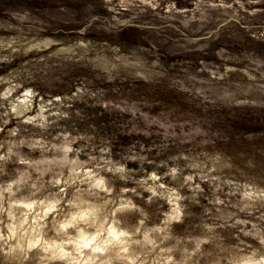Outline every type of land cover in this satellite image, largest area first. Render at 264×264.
Returning <instances> with one entry per match:
<instances>
[{
	"label": "clouds",
	"instance_id": "1",
	"mask_svg": "<svg viewBox=\"0 0 264 264\" xmlns=\"http://www.w3.org/2000/svg\"><path fill=\"white\" fill-rule=\"evenodd\" d=\"M0 264H264V0L0 8Z\"/></svg>",
	"mask_w": 264,
	"mask_h": 264
},
{
	"label": "rangeland",
	"instance_id": "2",
	"mask_svg": "<svg viewBox=\"0 0 264 264\" xmlns=\"http://www.w3.org/2000/svg\"><path fill=\"white\" fill-rule=\"evenodd\" d=\"M18 0H0V8H12L15 7Z\"/></svg>",
	"mask_w": 264,
	"mask_h": 264
}]
</instances>
